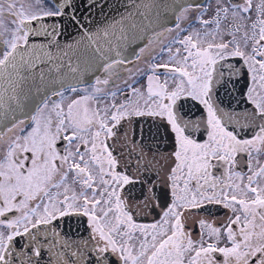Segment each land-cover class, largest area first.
Returning <instances> with one entry per match:
<instances>
[{
	"label": "snow or ice",
	"instance_id": "6c2138e0",
	"mask_svg": "<svg viewBox=\"0 0 264 264\" xmlns=\"http://www.w3.org/2000/svg\"><path fill=\"white\" fill-rule=\"evenodd\" d=\"M160 6L0 0V264H264V0Z\"/></svg>",
	"mask_w": 264,
	"mask_h": 264
},
{
	"label": "water",
	"instance_id": "95a60500",
	"mask_svg": "<svg viewBox=\"0 0 264 264\" xmlns=\"http://www.w3.org/2000/svg\"><path fill=\"white\" fill-rule=\"evenodd\" d=\"M202 1L203 0H198V2H202ZM156 2L161 5L160 8L157 9L161 13L160 22L161 23H165L167 26L171 25L174 22V15H173V13L171 11V8H170V5L173 2V0H156ZM175 2L179 3L180 0H175ZM183 2L184 3H188V2H190V0H183ZM123 3H124V0H105L104 11L114 14V5L115 4L122 5ZM97 11H99V10H97ZM94 19H96L99 22V21H103L105 19V17L103 15H98L97 16L94 13ZM72 31L73 30L70 29L69 32H66L65 35L60 38L61 44H63L65 41L71 42L72 36L70 35V33ZM33 42L36 43V44H44L46 46V49H49L48 41H46L43 37L36 38L35 41H33ZM140 46H142V42L141 41H137L135 44L132 45V47H135L137 49ZM49 50H51L53 52L56 51V49L54 47L50 48ZM50 66H51L50 63L38 65V68L35 70V81L34 82L36 84L40 83V81H39V71H40V69H44V72H45V74L47 76V75H49L48 69H49ZM62 71H66V69H62ZM50 75L54 77V76L57 75V73L55 71H53ZM87 78L88 77H85V79H87ZM44 83L48 87H52V85L49 84L47 80H45ZM146 123H151V121L148 120ZM170 146H171V144H169V149H170ZM155 216H156V214L153 213L152 215L144 217L141 220H149V219L154 218Z\"/></svg>",
	"mask_w": 264,
	"mask_h": 264
},
{
	"label": "flooded vegetation",
	"instance_id": "af4514ba",
	"mask_svg": "<svg viewBox=\"0 0 264 264\" xmlns=\"http://www.w3.org/2000/svg\"><path fill=\"white\" fill-rule=\"evenodd\" d=\"M205 2V0H203L201 3ZM195 13H190V17H194ZM209 15H211V10L209 11ZM208 16H205V19H207ZM6 24L8 23L7 20L4 21ZM187 21L183 20V18H181V25L184 26V24H186ZM199 25H197L198 27ZM168 27H174V22L171 24V25H168ZM176 35L175 31L173 32H168V33H165V36L163 38V43L164 44H167L169 41L172 40V38ZM161 47L160 43H156V44H153V45H149L148 46V49L146 50L145 53H142L141 54V59L140 60H137L135 61L134 64H128L127 67L129 69H131L132 71H135L137 68H140V67H143L144 66V61H143V56L147 55V52L148 51H151V49L155 48V49H159ZM134 59V58H133ZM129 73L128 72H122L121 75L122 76H125L127 77ZM131 82V81H129ZM244 85L242 84L241 85V88H243ZM150 120V119H149ZM18 131V130H17ZM163 131V130H161ZM246 138H249V137H246ZM8 140V136H5L4 137V142H6ZM170 149H171V146H170ZM242 171H244L245 169H241ZM220 170H217V172H219ZM224 211L223 209L221 208H218V207H215V206H209V213L211 215V217L213 219H215L217 222H219L220 220L223 219V214H224ZM156 216L152 219H149V220H141L140 222H143V223H152L154 222ZM195 235V233H193Z\"/></svg>",
	"mask_w": 264,
	"mask_h": 264
}]
</instances>
